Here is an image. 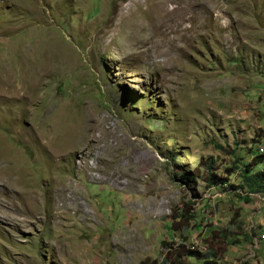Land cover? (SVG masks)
<instances>
[{"label": "rangeland", "instance_id": "1", "mask_svg": "<svg viewBox=\"0 0 264 264\" xmlns=\"http://www.w3.org/2000/svg\"><path fill=\"white\" fill-rule=\"evenodd\" d=\"M259 158L264 0H0V264H264Z\"/></svg>", "mask_w": 264, "mask_h": 264}, {"label": "trees", "instance_id": "2", "mask_svg": "<svg viewBox=\"0 0 264 264\" xmlns=\"http://www.w3.org/2000/svg\"><path fill=\"white\" fill-rule=\"evenodd\" d=\"M264 163V158H259L258 163L256 165H260ZM255 165V166H256ZM252 173L250 166H244V174L243 179L245 185H247L250 189L256 188L262 189L263 186L261 185V178L263 177L264 172H257L253 176H250ZM233 174V172L231 173ZM220 179L214 175L213 173L209 174V179L207 181L208 185L211 187L218 186ZM257 186V187H256ZM195 214L193 210H190L189 212H182L180 213L178 219L180 221H185L186 224H190L195 219ZM234 244L232 241V238L223 234H218L214 232L211 233V237L208 239V241L205 242V245L207 246V252L210 255V257L207 260V264H216L215 261L220 260L222 256L226 253L225 246ZM166 247V246H165ZM166 254L165 257L162 259V262L160 264H184V259L187 257H194L197 252L195 250L187 249L185 246L177 245V246H167V249L165 250ZM219 251V253H218Z\"/></svg>", "mask_w": 264, "mask_h": 264}, {"label": "built area", "instance_id": "3", "mask_svg": "<svg viewBox=\"0 0 264 264\" xmlns=\"http://www.w3.org/2000/svg\"><path fill=\"white\" fill-rule=\"evenodd\" d=\"M261 240H264V236H261Z\"/></svg>", "mask_w": 264, "mask_h": 264}]
</instances>
